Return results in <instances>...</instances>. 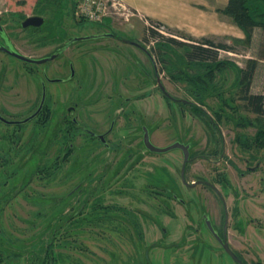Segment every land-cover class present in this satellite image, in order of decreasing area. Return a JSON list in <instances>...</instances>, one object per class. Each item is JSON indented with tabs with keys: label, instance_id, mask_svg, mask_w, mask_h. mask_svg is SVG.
Masks as SVG:
<instances>
[{
	"label": "rangeland",
	"instance_id": "374dc122",
	"mask_svg": "<svg viewBox=\"0 0 264 264\" xmlns=\"http://www.w3.org/2000/svg\"><path fill=\"white\" fill-rule=\"evenodd\" d=\"M79 1L76 0V3ZM154 1L159 16H173L168 0ZM204 1L209 3V0ZM215 3L219 6L223 4L222 0ZM71 5L70 0H0L2 26L7 34L16 36L13 38L14 45L26 54L32 53L27 46L32 33L30 29L23 30L20 21L36 13L45 19L39 33H52L55 26L62 27V30L70 34L75 33L73 29H78L81 35L113 30L127 39L142 42L156 56L161 83L168 93L176 99L196 102L195 107L168 100L156 82L149 79L137 85L136 91L131 95L125 92L127 96L134 97L133 94H143L146 91L144 96L134 98L133 105L145 109L151 140L158 147L191 141L194 143L192 155H196L202 150H208V141H220L221 136L223 141H228V147L234 149L233 141H236L238 133H254L252 128L247 129L248 132L237 127L245 119H255L254 115L245 110V102L241 99V70L246 69L249 59L261 61L253 79L252 92L264 93V61L260 58L264 39L262 29H254L253 42L249 46L236 42V28L232 26L231 18L220 13L228 20L226 36L213 40L229 44L234 50L219 52L217 62L223 63L222 65L210 64L215 68V79L211 83L205 77L208 80L205 84L207 92L200 102L194 98L195 85L189 78L197 74L205 76L210 70L209 63L188 65L182 60L186 47L174 46L164 39L154 38L148 30L152 29L165 38L172 37L187 45L193 42L160 21L148 19L146 22L141 17L137 19V14L126 4L127 11L121 10L118 14L113 12L102 22L83 25L73 20ZM121 50L126 51L128 58L131 56L130 51L136 53L129 45H122ZM42 52L36 51L34 54L42 55ZM128 64L132 67L130 62ZM34 65L4 52L0 53V109L4 110V105L7 107L8 114L4 115L9 119L21 120L27 115L16 111L15 102L24 100L28 91L35 89L37 76L26 69L36 70ZM39 67L43 69L44 65L40 64ZM146 67L149 69V64ZM122 83L134 89L132 80ZM94 85L83 74V91L90 90ZM96 86L98 92L105 96L99 106L117 109L121 105L122 101L117 97L118 82L104 79L99 80ZM16 94L23 98H15ZM210 119L218 123L221 133L213 127ZM36 126L34 123L17 129L0 124V264H233L219 245L207 237V240L198 244L192 241L186 244L189 249H184V252L188 255L183 256L186 254L182 249L172 250L174 246L167 244L166 250L163 248L162 245L165 244L161 245L160 231L139 239L121 224L127 218L124 215L125 209L139 212L140 208L142 217L147 219L188 217L187 210L170 199L163 198L162 201L169 204L161 206L159 201L148 194L151 191L148 185L140 188L141 185L144 186L143 180H136L134 189L125 190L123 187L125 191H121L119 184L111 185L110 181L117 173H112L111 177L106 171L112 162L131 150L142 156L143 160L138 167L146 170L141 173L143 179L144 175L147 180L154 173H160L165 179L166 174L169 179L163 181L162 185L174 188L190 205L191 212L195 213L193 216L196 219L200 217L198 211L203 204L199 200H203L204 192L201 187L187 189L180 182L183 157L178 150L152 155L143 148L142 141H139L142 139V132L133 130L129 139L136 137L139 140L122 141L121 151L115 153L92 145L89 141H46L44 130ZM94 160L98 161V175L91 178L88 173L95 169L91 165ZM56 166L58 168H54ZM159 167L164 168L163 171L159 172ZM206 171L207 164L204 161L194 160L186 173L187 182L204 179L207 177ZM80 184L84 190L81 196L79 192L73 193ZM98 186L102 193L99 195L102 197L101 203L104 207H112V210L95 209L92 194ZM111 189L115 191L111 192ZM142 190H147V194ZM139 199L144 202L139 204ZM154 228L156 229L152 227ZM254 261L264 263V258H254Z\"/></svg>",
	"mask_w": 264,
	"mask_h": 264
},
{
	"label": "flooded vegetation",
	"instance_id": "af4514ba",
	"mask_svg": "<svg viewBox=\"0 0 264 264\" xmlns=\"http://www.w3.org/2000/svg\"><path fill=\"white\" fill-rule=\"evenodd\" d=\"M35 16L42 17L36 13L20 21L22 29H30L32 33L27 45L32 51L30 54L21 52L14 45L13 38L16 36L11 34V30V35L7 34L0 16V24L4 30L3 32L0 30V53L4 52L3 46L9 49L12 46L28 57L49 59L43 63V69L39 67L40 64L34 65L36 70L26 68L32 75L37 76L35 89L29 90L24 100L15 102L16 111L27 114L26 117L21 120L9 119L4 115V113L8 114L7 107L4 105V110L0 109L1 117L8 121L22 122L34 114L37 116L20 125L8 124L0 118V124L18 129L35 123L38 129L44 130L46 141H89L92 145L115 153L121 151L122 141H137L138 138L129 139V137L133 130H140L142 139L138 140L142 141L143 148L152 155H160L161 153H153L146 148L144 144V128H148L146 112L145 109L136 108V105H133L134 98L144 96L146 91L143 94H133L134 97L126 94L131 95L136 91L135 87L141 85V82L146 79L156 82L162 92L161 72L156 56L139 40L127 39L113 30L81 35L78 29H73L75 33L70 34L62 30V27L55 26L52 33L51 31L39 33L45 22L41 27L24 28V21ZM95 35L104 36L92 40H76L80 37ZM101 39L112 41L102 42ZM122 45L132 46L136 53L129 50L131 56L128 58L125 55L126 51L121 50ZM36 51H43L42 55L34 54ZM107 58L108 60H105ZM128 62L133 68L129 67ZM147 64L149 69L146 67ZM83 74L87 80L95 83L90 90L83 91ZM104 79L119 83L118 93H116L122 102L117 109L99 106V102L105 96L98 92L96 84ZM131 80L133 90L122 83ZM1 91L0 85V95ZM21 97L20 94L15 95L17 99ZM252 136L250 140L233 141L234 149L229 148L228 141H223L222 137L221 141H208V150H202L196 155H192L194 143L183 141V145L189 147L190 156L187 163L184 162L183 150L176 149L183 157L180 182H183L182 185L187 189L201 187L204 192L203 200H199L203 205L198 211L200 213L198 219L193 216L195 213L191 212L190 205L174 191V188L162 185L163 181L169 179L166 178V174L165 179L160 173L148 176L147 180L144 175L143 179L141 173L146 170L138 167L143 160L140 153L131 150L125 154L126 156L123 154L122 158H117L106 171L107 175L111 176L112 173L117 175L123 173V175L114 176L110 181L111 185L119 184L121 191H125L136 188V180H143L144 186L141 185L140 188L148 185L151 190L148 194L159 201L161 206L169 204V202H163V198L170 199L185 208L188 215L186 219L177 217L168 218V220L147 219L145 216L142 217L140 208L139 212H130L129 209H125L124 215L127 218L122 220L121 224L139 239L160 231L161 245L165 244L162 245L163 248L165 249L167 244L174 246L172 250L182 249L186 254L183 256L188 255L184 249H189L186 244L190 241L198 244L209 238L219 245L221 251L231 259L233 264H264L254 261V258H264V137L258 138L255 133ZM196 159H201L207 164V177L188 183L186 173ZM97 163L96 160L91 161V165L95 167L88 173L91 178L95 174L98 175ZM163 169L159 167L158 170L161 172ZM165 184L168 183L165 182ZM110 191L114 192L115 189ZM142 191L147 194V190ZM76 192H79V196L83 195L84 190L81 184L73 193ZM100 194L102 193L98 186L92 194L96 204L95 209L112 210L110 206H103ZM141 202L144 200L139 199L138 203Z\"/></svg>",
	"mask_w": 264,
	"mask_h": 264
},
{
	"label": "trees",
	"instance_id": "16d2710c",
	"mask_svg": "<svg viewBox=\"0 0 264 264\" xmlns=\"http://www.w3.org/2000/svg\"><path fill=\"white\" fill-rule=\"evenodd\" d=\"M70 1H72L71 6H73V10L71 11L73 20L78 22L74 16L75 9L77 6L76 0L75 2L74 0H70ZM220 12L230 17L232 22L243 31L244 33L243 39H237L236 42H241L249 46L253 42V32L255 28L262 29L264 34V0H228L226 7L222 9ZM87 23L88 22L85 21L78 22V24L80 25ZM157 25L163 26L160 23H158ZM167 29L170 30L169 28ZM148 31L151 32L154 38L164 39L169 44L174 46L186 47L187 50L182 60L186 62L188 65L194 63H199L200 65L201 64L205 65L208 63L209 65L218 63L217 65L220 66L223 63L217 62L219 58V52L221 50L228 52L234 50V47H232L231 45L226 43H218L210 38H202L196 40L193 37L178 32L179 34H182L181 35L182 37H184L188 41L193 42L191 45H187V43H184L172 37L165 38L160 33L152 29ZM260 58L262 61H264V39L261 46ZM260 62L261 61L255 58L249 59L247 61L246 69L241 70L242 86H243L241 89V93H243L241 95V99L245 102V107H246L245 110L250 114L254 115L255 119L253 121L249 119H245L242 123H239L237 127L244 130L252 128L255 130L254 133L258 136V138H263L264 137V93L252 92L253 79ZM208 68H210V70L208 73H206L205 76L201 74H197L196 76H192V78H189L192 81L191 83H194L195 85V91L193 94L194 98L200 102L204 100V97L206 96V92H207L205 91L207 88L205 87V84L206 82H208V80L206 81L205 77L207 76L211 81V83L215 79V77L213 76L215 68L213 69L211 65L208 66ZM166 99L170 100L167 97ZM195 104L196 102L193 101L191 102V104H187V105L196 107ZM211 124L213 125V127L216 128L217 131H219V133H221L217 122H214L212 119ZM253 134H248L246 132L238 133L236 139H244V141L246 139L250 140L253 137L252 136ZM69 150L72 151L71 148H69ZM54 168H58V167L56 166Z\"/></svg>",
	"mask_w": 264,
	"mask_h": 264
},
{
	"label": "crops",
	"instance_id": "0c3cea01",
	"mask_svg": "<svg viewBox=\"0 0 264 264\" xmlns=\"http://www.w3.org/2000/svg\"><path fill=\"white\" fill-rule=\"evenodd\" d=\"M122 1L137 14V19L141 17L146 19V22L148 19L160 21L166 27L195 39L226 36L228 20L220 15V11L227 5L224 0L220 6L215 3L218 0H209V3L204 0H168L171 6L170 13L173 12V16L170 14L169 17L159 16L154 0ZM232 24L236 28L235 39H243V31L233 22Z\"/></svg>",
	"mask_w": 264,
	"mask_h": 264
},
{
	"label": "water",
	"instance_id": "95a60500",
	"mask_svg": "<svg viewBox=\"0 0 264 264\" xmlns=\"http://www.w3.org/2000/svg\"><path fill=\"white\" fill-rule=\"evenodd\" d=\"M44 22H45V19L43 17H40V16L30 17V18H28V19H26L24 21L23 27L24 28H27V27H30V26L41 27L44 24ZM0 30L2 32L4 31L2 26H1V24H0ZM103 36L104 35L86 36V37H80V38H78L76 40H83V41L92 40V39H97V38L103 37ZM2 50L4 52H6L7 54H9L10 56H12V57L24 62V63H28V64H35V65L43 64V63L47 62V60H49V59H35V58H32V57H28V56L23 55L20 52L16 51V49H14L12 46H11L10 49L3 46ZM160 87H161V90H162L163 94L167 98H169L171 100H174V101H178L180 103L191 104L190 101L183 100V99H176V98L172 97L168 93V91L166 90V88L164 87V85L162 83L160 84ZM36 116H37V114H34L30 118H28V119H26L25 121H22V122H20V121H8V120L2 118L1 115H0V118L3 121L7 122L8 124L20 125L22 123L29 122L30 120H32ZM144 144H145L146 148L150 152H153V153H161V154H163V153H167V152L172 151V150L181 149L184 152V157H185V161L184 162L187 163L188 160H189L190 153H189V147L188 146H184L181 143H174V144H172V145H170L168 147H163V148L158 147V146H156V145H154L152 143L150 130L148 128H144ZM193 185L195 186L196 184H193Z\"/></svg>",
	"mask_w": 264,
	"mask_h": 264
},
{
	"label": "built area",
	"instance_id": "2783aa9c",
	"mask_svg": "<svg viewBox=\"0 0 264 264\" xmlns=\"http://www.w3.org/2000/svg\"><path fill=\"white\" fill-rule=\"evenodd\" d=\"M121 10L127 11V7L121 0H80L74 16L78 22L97 23L102 22L113 12L118 14Z\"/></svg>",
	"mask_w": 264,
	"mask_h": 264
}]
</instances>
